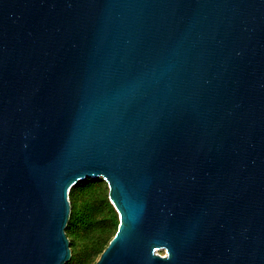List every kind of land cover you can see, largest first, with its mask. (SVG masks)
<instances>
[{"label":"water","instance_id":"water-1","mask_svg":"<svg viewBox=\"0 0 264 264\" xmlns=\"http://www.w3.org/2000/svg\"><path fill=\"white\" fill-rule=\"evenodd\" d=\"M95 176L92 264H264V0H0V264H62Z\"/></svg>","mask_w":264,"mask_h":264},{"label":"trees","instance_id":"trees-1","mask_svg":"<svg viewBox=\"0 0 264 264\" xmlns=\"http://www.w3.org/2000/svg\"><path fill=\"white\" fill-rule=\"evenodd\" d=\"M68 215L63 227L69 257L62 264H92L113 234L117 219L98 176L75 181L67 190Z\"/></svg>","mask_w":264,"mask_h":264},{"label":"rangeland","instance_id":"rangeland-1","mask_svg":"<svg viewBox=\"0 0 264 264\" xmlns=\"http://www.w3.org/2000/svg\"><path fill=\"white\" fill-rule=\"evenodd\" d=\"M98 177H99V176H98ZM100 178H101V177H100ZM101 179H102V178H101ZM102 181H103V183L105 184V187H106V183H105V181H104L103 179H102ZM106 190H107V188H106ZM106 197H107V196H106ZM113 210H114V209H113ZM115 214H116V213H115ZM116 219H117V217H116ZM115 228H116V227H115ZM66 238H67V237H66ZM67 241H68V239H67ZM157 252H158V253H162V250L158 249ZM67 259H68V258H67ZM67 259H66V260H67ZM66 260H65V261H66Z\"/></svg>","mask_w":264,"mask_h":264}]
</instances>
